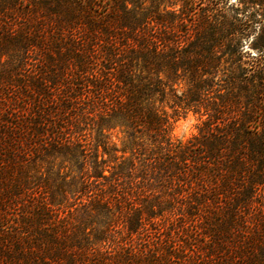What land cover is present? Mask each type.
<instances>
[{"label": "trees", "instance_id": "obj_1", "mask_svg": "<svg viewBox=\"0 0 264 264\" xmlns=\"http://www.w3.org/2000/svg\"><path fill=\"white\" fill-rule=\"evenodd\" d=\"M230 10L0 0V264H264V29L243 59Z\"/></svg>", "mask_w": 264, "mask_h": 264}, {"label": "rangeland", "instance_id": "obj_2", "mask_svg": "<svg viewBox=\"0 0 264 264\" xmlns=\"http://www.w3.org/2000/svg\"><path fill=\"white\" fill-rule=\"evenodd\" d=\"M230 12H235L239 17L249 18L253 24L252 32L243 38L241 42V52L243 59L255 57L262 53L260 43L262 40V30L264 29V3L256 0H227ZM172 115L173 112L169 111ZM202 117L191 111L180 113L172 120L171 135L175 139L186 140L197 133L198 125ZM121 134L118 131L112 133V140L119 145Z\"/></svg>", "mask_w": 264, "mask_h": 264}]
</instances>
